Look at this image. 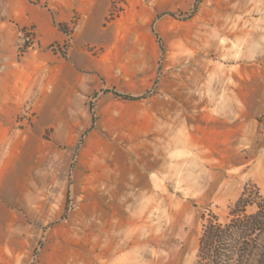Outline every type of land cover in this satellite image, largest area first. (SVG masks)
Here are the masks:
<instances>
[{
  "label": "rangeland",
  "instance_id": "374dc122",
  "mask_svg": "<svg viewBox=\"0 0 264 264\" xmlns=\"http://www.w3.org/2000/svg\"><path fill=\"white\" fill-rule=\"evenodd\" d=\"M91 1L0 0V264H193L203 214L264 195V0H140L161 50L148 117L117 102L111 124L92 94L64 124L41 93L96 35Z\"/></svg>",
  "mask_w": 264,
  "mask_h": 264
},
{
  "label": "crops",
  "instance_id": "0c3cea01",
  "mask_svg": "<svg viewBox=\"0 0 264 264\" xmlns=\"http://www.w3.org/2000/svg\"><path fill=\"white\" fill-rule=\"evenodd\" d=\"M111 4L112 0L91 1L90 7L100 6L102 10V19L96 25V35L92 40L82 39V44L78 43L69 50L67 58L62 59L56 74L51 72L46 76L45 90L41 94L49 108L62 110L61 123L83 124L84 120H79V114L73 110L83 108L92 94L95 95L94 104L108 113L111 124L112 110L116 108L117 102H125L136 110L144 108L145 117H148L149 98L143 95L158 79L161 55L151 29L157 11L147 2L137 0L133 5L128 1L123 3L118 14L108 17ZM80 50L84 51L82 57L79 55ZM46 61L52 64V56H46ZM47 83H52L50 88L46 86ZM14 89L13 86L2 89L0 95L3 99L5 95L10 96V99L0 101V110L7 106L16 108ZM113 90L133 99L118 100L120 98L113 95ZM161 100L165 101L164 98ZM135 117L139 116L135 113L131 119ZM132 122L135 123L134 120ZM9 123V117L3 119L0 116V129ZM5 134L8 133H0V141L7 138Z\"/></svg>",
  "mask_w": 264,
  "mask_h": 264
},
{
  "label": "trees",
  "instance_id": "16d2710c",
  "mask_svg": "<svg viewBox=\"0 0 264 264\" xmlns=\"http://www.w3.org/2000/svg\"><path fill=\"white\" fill-rule=\"evenodd\" d=\"M202 218L193 264H264V195L255 183L244 184L225 220L212 211Z\"/></svg>",
  "mask_w": 264,
  "mask_h": 264
}]
</instances>
